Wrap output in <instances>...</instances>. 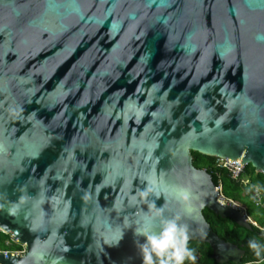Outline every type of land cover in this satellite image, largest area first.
<instances>
[{"label": "water", "instance_id": "water-1", "mask_svg": "<svg viewBox=\"0 0 264 264\" xmlns=\"http://www.w3.org/2000/svg\"><path fill=\"white\" fill-rule=\"evenodd\" d=\"M191 151L264 173V0H0V264H142L176 216L238 264Z\"/></svg>", "mask_w": 264, "mask_h": 264}, {"label": "trees", "instance_id": "trees-1", "mask_svg": "<svg viewBox=\"0 0 264 264\" xmlns=\"http://www.w3.org/2000/svg\"><path fill=\"white\" fill-rule=\"evenodd\" d=\"M191 157V164L195 168H203L214 184L219 183L221 195L242 204L245 207L247 216L255 223L250 225V229L247 230L235 225L229 218H222L207 207L202 208V214L209 222L210 228L222 240L233 243L243 250V255L240 257L238 264H250L255 257L248 248V240L253 238L262 240L256 233L259 231L258 228H264V208L254 206L247 192L250 186L253 185L261 193H264V173L254 172L249 165L245 164L240 174V178L246 181L243 185L239 181L230 179L222 167L215 165V156L191 151ZM189 246L195 250V264H232L230 262H214L208 256L210 249L205 242L189 241ZM12 248H20V244L11 241L8 232L0 231V250Z\"/></svg>", "mask_w": 264, "mask_h": 264}, {"label": "clouds", "instance_id": "clouds-1", "mask_svg": "<svg viewBox=\"0 0 264 264\" xmlns=\"http://www.w3.org/2000/svg\"><path fill=\"white\" fill-rule=\"evenodd\" d=\"M179 197L181 202L186 201L188 191L181 190ZM158 214L162 216V209ZM179 221V216L163 218L156 230L135 231L144 238L138 243L142 264H195L196 253L189 246L188 226ZM248 248L255 257L250 264H264V240L249 239Z\"/></svg>", "mask_w": 264, "mask_h": 264}, {"label": "built area", "instance_id": "built-area-1", "mask_svg": "<svg viewBox=\"0 0 264 264\" xmlns=\"http://www.w3.org/2000/svg\"><path fill=\"white\" fill-rule=\"evenodd\" d=\"M215 165L222 167V169L225 170L226 175L234 180V181H239L241 184H245L246 181L240 178V174L242 172V168L244 166L243 163L240 162V160L238 159H229V158H222V157H215L214 159ZM214 187L216 189V192L218 193V195L220 196V198L223 200V202H228L230 204H232L233 206H235L236 208L239 209V211H242L244 213V216L246 218H249L245 212V207L236 202L233 201L231 199H227L224 198L221 195L220 192V185L219 183L214 184ZM248 197L250 198L252 204L254 206L257 207H261L264 208V193H261L255 186L251 185L248 192ZM250 219V218H249ZM9 238L11 241L13 242H17L16 239L14 237H12L9 234ZM19 243V242H17ZM20 244V248H12V249H8V250H0L1 253H8V252H23V245L21 243Z\"/></svg>", "mask_w": 264, "mask_h": 264}]
</instances>
